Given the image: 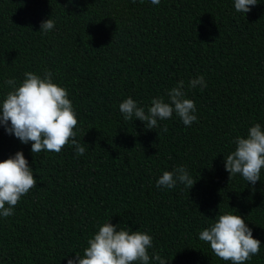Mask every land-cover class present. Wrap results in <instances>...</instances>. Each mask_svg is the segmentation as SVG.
<instances>
[{
    "label": "trees",
    "instance_id": "trees-1",
    "mask_svg": "<svg viewBox=\"0 0 264 264\" xmlns=\"http://www.w3.org/2000/svg\"><path fill=\"white\" fill-rule=\"evenodd\" d=\"M247 13L234 0H0V103L24 73H52L68 91L78 124L77 155L31 152L0 125V161L22 151L37 179L0 217V264H67L110 220L152 236L148 250L168 264H231L199 233L231 211L261 241L244 264H264V169L256 184L229 180L224 157L235 138L264 129V0ZM55 27L40 31L43 20ZM203 75L207 87L188 86ZM184 81L197 120L175 113L154 129L119 110L128 97L147 112L153 98ZM167 127V131L163 129ZM158 133V135H157ZM184 166L196 180L158 188L164 171ZM254 189V190H253ZM7 206V205H6Z\"/></svg>",
    "mask_w": 264,
    "mask_h": 264
},
{
    "label": "clouds",
    "instance_id": "clouds-1",
    "mask_svg": "<svg viewBox=\"0 0 264 264\" xmlns=\"http://www.w3.org/2000/svg\"><path fill=\"white\" fill-rule=\"evenodd\" d=\"M150 2L160 4V0ZM257 3V0H234V7L237 12L245 14ZM54 27L55 21L49 17L41 22L40 31L47 34ZM5 84L11 90L0 103V125L9 135H14L23 144L31 142L32 154L42 151L59 153L69 142L78 156L85 153V147L75 139L78 120L68 91L53 82L50 71L45 70L43 76L27 71L19 84L15 79H7ZM188 86L207 87V84L200 75L191 79ZM167 96V102L160 97L153 98L147 112L138 106L136 100L128 97L120 103L119 110L125 120L135 117L148 129L156 128L158 121L170 119L173 113L185 126L197 120L196 105L186 98L183 80L168 90ZM163 130L167 131V127ZM234 142L235 150L224 157L229 180L240 174L254 186L264 169V129L256 123L248 129L246 137L238 136ZM195 182L187 169L179 166L173 171H164L156 186L171 189L179 183L191 189ZM36 185L37 179L22 151L0 161V217L13 215L14 207ZM216 217L214 223L199 233V239L210 245L216 257L231 264H244L259 254L261 241L253 236L252 229L241 215L228 211L217 213ZM152 239L146 232L118 228L107 220L88 239L83 254L76 253L74 258H68L67 264H149L148 250L153 247ZM151 259L158 264L169 262L158 253Z\"/></svg>",
    "mask_w": 264,
    "mask_h": 264
}]
</instances>
